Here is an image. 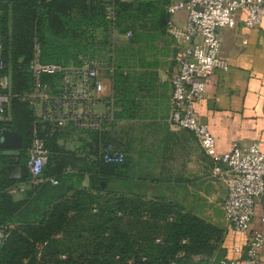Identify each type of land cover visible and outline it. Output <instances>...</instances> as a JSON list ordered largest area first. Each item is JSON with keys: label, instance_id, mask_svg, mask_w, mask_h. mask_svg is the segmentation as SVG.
Returning <instances> with one entry per match:
<instances>
[{"label": "trees", "instance_id": "1", "mask_svg": "<svg viewBox=\"0 0 264 264\" xmlns=\"http://www.w3.org/2000/svg\"><path fill=\"white\" fill-rule=\"evenodd\" d=\"M169 4V0H15L11 44L0 14V40L8 54L11 49L13 55L15 90L31 86L28 65L35 42L41 44L44 62L69 64L80 63L83 57L104 59L106 49L114 50L117 71L112 80L118 89L123 64L113 32L130 30L123 24L130 17L151 19L156 26L163 25L164 20L167 23ZM21 57L24 61L19 63ZM12 110L13 119L6 127L23 134L24 146L17 156L22 177H9L11 157L0 147V224L8 231L7 240L0 247V264H203L205 257L212 255L213 241L220 238V231L202 219L183 214L167 203L142 205L141 201L112 192L106 195L94 192L96 188L106 190L102 182L115 177L126 161L111 163L102 158L101 152L107 147L102 145L106 143H114L126 153L121 144L111 140L110 131L103 129L75 136L54 128L51 123L37 121L32 108L23 102L14 100ZM35 125L46 138L50 151L43 176L58 179V184L44 181L40 194L33 199L28 191L26 199L31 201L19 212L26 201L15 203L7 189L32 178L27 161ZM71 137L79 138L78 149L63 144V140ZM86 176L89 189L83 186ZM65 186H78L77 198L71 203L62 201L59 189ZM50 205L51 209L46 210ZM144 206L149 210L142 214ZM38 208H42L41 216H37ZM14 220L38 223L19 232L17 228H8Z\"/></svg>", "mask_w": 264, "mask_h": 264}, {"label": "built area", "instance_id": "2", "mask_svg": "<svg viewBox=\"0 0 264 264\" xmlns=\"http://www.w3.org/2000/svg\"><path fill=\"white\" fill-rule=\"evenodd\" d=\"M108 17H112L111 8ZM168 30L181 40V52L177 56L172 74L170 118L180 129L190 131L204 152L213 162L212 174L222 177L226 184V197L222 204L228 227L245 232L246 260L242 264H256L264 248V234L252 227L256 204L264 196V151L258 141L235 142L230 150L219 153L209 124L200 121L196 104L204 98L207 79L218 68L228 69L220 51L222 28H233L237 13H246L244 24L258 27L264 20V0H176L167 7ZM186 11L184 25L177 21V14ZM131 37L132 31L122 34ZM114 42H116L113 36ZM106 57H83L80 63L44 62L39 42L34 44L29 61L31 86L27 90L14 88V76L6 46L0 40V140L2 131L13 119L14 100L29 105L37 121L51 123L54 128L85 136L89 131H102L114 119L112 72L115 70V51H104ZM107 85L110 86L109 92ZM77 138V137H75ZM24 146V140L22 142ZM28 168L33 183L51 181L44 178V168L50 151L47 140L34 126L30 143ZM102 158L106 162L123 163L124 150L114 143H106ZM25 182L12 184L7 192H23ZM8 237L6 227L0 228V239ZM226 264H239L236 259H225Z\"/></svg>", "mask_w": 264, "mask_h": 264}, {"label": "rangeland", "instance_id": "3", "mask_svg": "<svg viewBox=\"0 0 264 264\" xmlns=\"http://www.w3.org/2000/svg\"><path fill=\"white\" fill-rule=\"evenodd\" d=\"M125 1L132 2L134 0ZM169 1L172 3L175 0ZM14 5L15 0H0V14L3 18V26L7 28L9 44H11L14 38L16 20ZM123 21L125 28L132 30V36L127 38L122 35V32H113L118 46V53L120 52L119 58L123 64V76L119 77L118 89H115V82L113 80L114 87L111 98L114 102V119L108 124V128L105 131H110L109 137L111 140L123 146L127 153V159L119 172L115 174V177L109 182L103 181L106 182V185H102V187H106V190L99 191L96 188L94 192L103 195L112 192V194L129 200L136 199L141 201L142 205L150 204L151 202L167 203L172 207L176 206L177 210L183 214L189 213L202 219L220 231V238L213 241L215 247L212 255L205 257L203 264H226L225 259L227 257L223 245L228 224L224 220L220 204H217L214 200H210L209 197H205L202 194L199 195L198 184L192 185L188 192L183 191V188H179L172 192L176 196L172 194L168 195L159 185L152 184L153 181L164 177L162 174L157 173L164 168L153 167L151 165L138 166L136 163L137 157L135 158L134 156L135 147L139 146L141 134L146 131L149 134L152 125L166 122L172 127H176L170 118L171 79L177 64V54L179 51L181 52V40L169 32L165 20L163 25L161 24L160 26H156L151 19L142 21L141 19L130 17ZM10 51L11 49H9V61L14 74L13 55ZM123 53L124 55H122ZM23 61L24 57H21L19 63ZM116 71L114 70L112 74L116 75ZM21 81H24V78H21ZM109 90L110 86L107 85V91L109 92ZM192 137L196 144L200 146L193 134ZM72 139L66 138L63 140V144L73 146L72 144L76 140L73 139V141ZM212 169L213 167L211 169L208 168L207 171L208 182L216 179V176L212 174ZM31 181V177L25 181H21L27 183V187L23 192L9 193L15 203L26 201L19 209V212L30 203L31 199L38 197L43 187L42 185L45 183L44 181L38 183ZM83 186L89 189L90 182L88 176L83 181ZM77 187L65 186L59 189L60 194L63 195L62 201L73 202L77 198L75 189ZM207 190H209V184L207 185ZM28 191L32 192L30 200L26 199ZM44 197L48 198L49 195H44ZM51 206H48L46 210L51 209ZM147 208L148 206H144L140 210L143 212L142 214L149 210ZM41 215L42 208H38L37 216ZM170 217L174 219V215ZM37 223H25L22 220H14L10 222L8 228H17L20 232L25 226H33ZM3 227L4 225L0 224V228ZM6 240L0 239V247L4 245ZM41 247L39 246L40 250L42 249ZM196 258L198 259V257Z\"/></svg>", "mask_w": 264, "mask_h": 264}, {"label": "crops", "instance_id": "4", "mask_svg": "<svg viewBox=\"0 0 264 264\" xmlns=\"http://www.w3.org/2000/svg\"><path fill=\"white\" fill-rule=\"evenodd\" d=\"M186 18V11L177 14L181 25ZM245 18L246 13L240 11L233 28L220 30L223 38L220 55L228 69L218 68L208 77L205 96L196 104L197 117L209 124L219 153L230 150L235 142L252 141H258L264 151V20L260 26L251 28L244 24ZM146 132L141 134L139 146L133 152L138 166L164 168L157 172L164 177L152 184L159 185L168 195L179 188L188 192L192 185L198 184L199 195L220 204L227 223L222 209L225 181L216 177L208 182L207 171L213 162L196 144L192 133L166 122L152 125L150 133ZM71 138L75 143L66 147L78 149L79 138ZM252 227L264 234V196L256 204ZM246 236L245 232L228 227L223 245L227 258L236 259L239 264L246 260ZM256 264H264V248Z\"/></svg>", "mask_w": 264, "mask_h": 264}, {"label": "water", "instance_id": "5", "mask_svg": "<svg viewBox=\"0 0 264 264\" xmlns=\"http://www.w3.org/2000/svg\"><path fill=\"white\" fill-rule=\"evenodd\" d=\"M23 134L19 131L5 128L1 134L0 147L4 152L11 156V163L8 165L7 172L10 178L20 179L22 177V166L16 157L22 148ZM103 186L106 182L102 183Z\"/></svg>", "mask_w": 264, "mask_h": 264}, {"label": "flooded vegetation", "instance_id": "6", "mask_svg": "<svg viewBox=\"0 0 264 264\" xmlns=\"http://www.w3.org/2000/svg\"><path fill=\"white\" fill-rule=\"evenodd\" d=\"M11 157V156H10Z\"/></svg>", "mask_w": 264, "mask_h": 264}]
</instances>
